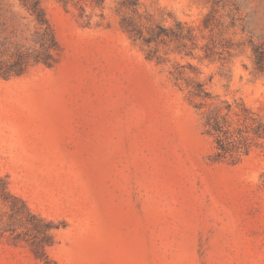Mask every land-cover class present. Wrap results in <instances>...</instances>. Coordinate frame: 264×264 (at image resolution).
<instances>
[{
	"label": "rangeland",
	"instance_id": "rangeland-1",
	"mask_svg": "<svg viewBox=\"0 0 264 264\" xmlns=\"http://www.w3.org/2000/svg\"><path fill=\"white\" fill-rule=\"evenodd\" d=\"M42 7L58 50L0 79V175L53 223L50 264H264V141L217 160L206 126L226 104L264 118V0ZM23 18L0 0V43L31 38ZM197 84L211 99L191 97ZM0 264L43 263L5 236Z\"/></svg>",
	"mask_w": 264,
	"mask_h": 264
},
{
	"label": "trees",
	"instance_id": "trees-1",
	"mask_svg": "<svg viewBox=\"0 0 264 264\" xmlns=\"http://www.w3.org/2000/svg\"><path fill=\"white\" fill-rule=\"evenodd\" d=\"M43 0H19L20 6L26 11L29 23L33 24L31 38L24 32H17L14 36L3 39L0 43V79L18 76L32 65H50L58 50V44L52 28L42 7ZM96 5L102 0H94ZM129 31L135 32L141 38L142 32L135 24H129ZM149 38H143L149 43L162 35L166 30L161 26L149 33ZM30 41L27 42V41ZM256 69L264 72V49L253 47ZM191 97L207 98L208 93L197 84ZM201 108L200 106H196ZM234 111L231 104H226L224 114L215 112L207 118L208 132L213 136L215 143V159H230L237 162L247 155L257 140L264 141V118L252 112L243 103H236ZM233 114L238 119V126L232 128L229 116ZM264 183V180H263ZM54 225L39 215L33 213L26 202L13 194L9 189L6 176L0 175V240L8 236L13 244L25 243L33 257L43 264H50L47 248L53 244L52 230Z\"/></svg>",
	"mask_w": 264,
	"mask_h": 264
}]
</instances>
